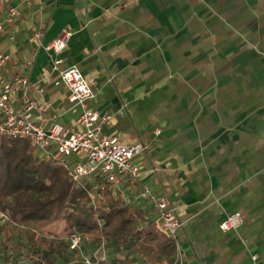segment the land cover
Segmentation results:
<instances>
[{"label":"crops","instance_id":"0c3cea01","mask_svg":"<svg viewBox=\"0 0 264 264\" xmlns=\"http://www.w3.org/2000/svg\"><path fill=\"white\" fill-rule=\"evenodd\" d=\"M21 3L10 0L21 17L0 36L1 50L12 56L7 76L41 82L45 93L35 97L50 101L72 128L80 110L54 85L59 76L45 50L70 30L60 69L78 66L97 94L90 108L114 116L106 135L147 148L133 159L140 179H122L126 196L146 186L169 199L186 222L179 233L185 264H264V0ZM235 212L243 225L221 232ZM6 226L0 223L2 236ZM12 234L27 251L24 232L10 228ZM130 251L119 255L121 264H140Z\"/></svg>","mask_w":264,"mask_h":264},{"label":"built area","instance_id":"2783aa9c","mask_svg":"<svg viewBox=\"0 0 264 264\" xmlns=\"http://www.w3.org/2000/svg\"><path fill=\"white\" fill-rule=\"evenodd\" d=\"M34 1L38 0H22L21 4L32 6ZM0 8L6 11V17L0 20L1 36L5 23L11 24L21 17V7L12 6L10 0H0ZM42 37V29L34 35V39L39 42ZM71 37L72 32L64 30L60 37L45 47V50L50 56L51 72H56L59 76L54 85L67 90V101L72 111L80 110L74 126L65 127L52 103L35 97L45 93L41 82L31 83L25 75H17L11 79L7 76L6 70L12 56L0 48V139L13 137L30 140L41 159H59L73 183L79 187H83L85 181H88L95 182L96 187L103 190L104 184H108L114 196L121 198L126 204H147L158 228L175 243L176 255L173 264H185L179 233L186 222L179 218L169 199L153 195L146 186H143L136 198L131 199L121 188L122 179L126 176L133 180L140 179V167L133 159L144 153L147 148L142 145H127L121 142L117 135H106L104 127L111 126L114 116L103 115L90 108L97 94L78 66L60 69L63 62L60 54L67 50ZM90 197L96 207L101 205V198L97 195L91 193ZM0 223L2 226L12 225L24 231L29 230L40 236L37 229L13 223L2 211ZM243 223V215L235 212L226 216L219 228L221 232L229 233L238 231ZM66 242L84 264H93L92 260L84 256L81 235L71 233ZM256 259L257 257L253 258L254 261Z\"/></svg>","mask_w":264,"mask_h":264},{"label":"trees","instance_id":"16d2710c","mask_svg":"<svg viewBox=\"0 0 264 264\" xmlns=\"http://www.w3.org/2000/svg\"><path fill=\"white\" fill-rule=\"evenodd\" d=\"M104 189L85 181L73 183L59 159L45 161L28 139H0V211L13 223L35 228L40 236L7 225L0 239L10 242V228L27 236L32 252L28 264H54L59 257L76 254L66 240L50 241L44 235L51 226L63 224L64 231L78 233L85 244L107 245L116 251L134 250L147 264H173L174 241L158 228L147 204L130 205ZM102 199L96 207L90 197Z\"/></svg>","mask_w":264,"mask_h":264},{"label":"rangeland","instance_id":"374dc122","mask_svg":"<svg viewBox=\"0 0 264 264\" xmlns=\"http://www.w3.org/2000/svg\"><path fill=\"white\" fill-rule=\"evenodd\" d=\"M52 228V229H51ZM50 230H47L44 235H46L51 241L66 240L69 236L68 232L64 231V225L59 224L51 227ZM13 238H15L13 240ZM20 237L17 234H12V240L8 243L2 242L0 239V264H10L16 260H25L32 252V246L29 244V249L26 251L20 248ZM23 251V252H22ZM26 251V252H25ZM128 251H116L110 246H95L87 245L84 246V256L92 260L93 264H121L122 261L119 259V255H126ZM135 252L130 251V254H135ZM138 253V252H137ZM131 256V255H130ZM140 256V255H138ZM66 259L59 260L58 264H84L81 261V258L77 254L66 255ZM140 264H147L144 258H140L138 262ZM56 264V263H55ZM124 264H132V261H124Z\"/></svg>","mask_w":264,"mask_h":264}]
</instances>
